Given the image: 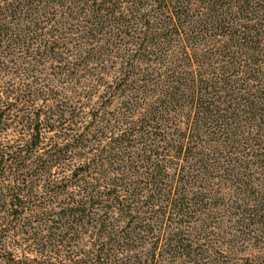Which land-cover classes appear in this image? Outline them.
Segmentation results:
<instances>
[{"label": "trees", "instance_id": "obj_1", "mask_svg": "<svg viewBox=\"0 0 264 264\" xmlns=\"http://www.w3.org/2000/svg\"><path fill=\"white\" fill-rule=\"evenodd\" d=\"M0 264H264V0H0Z\"/></svg>", "mask_w": 264, "mask_h": 264}, {"label": "rangeland", "instance_id": "obj_2", "mask_svg": "<svg viewBox=\"0 0 264 264\" xmlns=\"http://www.w3.org/2000/svg\"><path fill=\"white\" fill-rule=\"evenodd\" d=\"M252 244H253L252 240H244L236 243L240 251L237 252L235 255H231L232 260L242 262L245 259H249V258L252 259L254 256H257V252H256L257 248L252 249Z\"/></svg>", "mask_w": 264, "mask_h": 264}]
</instances>
